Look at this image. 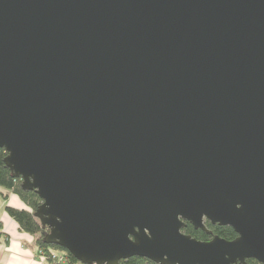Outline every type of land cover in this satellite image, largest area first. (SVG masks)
<instances>
[{
	"label": "water",
	"instance_id": "water-1",
	"mask_svg": "<svg viewBox=\"0 0 264 264\" xmlns=\"http://www.w3.org/2000/svg\"><path fill=\"white\" fill-rule=\"evenodd\" d=\"M0 148L84 264H264V0H0Z\"/></svg>",
	"mask_w": 264,
	"mask_h": 264
},
{
	"label": "trees",
	"instance_id": "trees-1",
	"mask_svg": "<svg viewBox=\"0 0 264 264\" xmlns=\"http://www.w3.org/2000/svg\"><path fill=\"white\" fill-rule=\"evenodd\" d=\"M7 152L0 148V199H8L10 194L17 195L24 203V208L6 205L5 211L18 224L19 229L35 237L38 253L44 256V264H84L77 260L70 252L63 249L57 243L47 240L51 230L48 226L42 224L41 219L37 217L36 212L43 204L42 199L34 190L23 188L22 178L13 176V172L6 165L5 159ZM210 233L195 229L194 226L186 221L183 232L191 235L201 241H211L216 236L227 240H234L237 233L229 226H221L206 221ZM3 221L0 219V235L2 234ZM248 264H261L257 260L249 259ZM119 264H157L146 258L132 257L127 260H121Z\"/></svg>",
	"mask_w": 264,
	"mask_h": 264
},
{
	"label": "crops",
	"instance_id": "crops-1",
	"mask_svg": "<svg viewBox=\"0 0 264 264\" xmlns=\"http://www.w3.org/2000/svg\"><path fill=\"white\" fill-rule=\"evenodd\" d=\"M8 201L12 206L24 208V203L15 194ZM2 234L0 235V264H38L39 257L35 237L19 229L18 224L4 210Z\"/></svg>",
	"mask_w": 264,
	"mask_h": 264
},
{
	"label": "rangeland",
	"instance_id": "rangeland-1",
	"mask_svg": "<svg viewBox=\"0 0 264 264\" xmlns=\"http://www.w3.org/2000/svg\"><path fill=\"white\" fill-rule=\"evenodd\" d=\"M6 205H12V203H11V201H8V199H0V219H1V217H2V212L5 210V207H6ZM36 243V242H35ZM37 251H38V249H37ZM1 256V255H0ZM38 257H39V262H38V264H44L45 262V260H44V256H42V255H40L39 253H38Z\"/></svg>",
	"mask_w": 264,
	"mask_h": 264
}]
</instances>
